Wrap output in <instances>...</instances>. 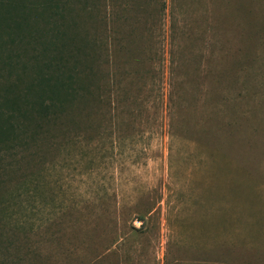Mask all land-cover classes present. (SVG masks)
<instances>
[{"label":"rangeland","instance_id":"1","mask_svg":"<svg viewBox=\"0 0 264 264\" xmlns=\"http://www.w3.org/2000/svg\"><path fill=\"white\" fill-rule=\"evenodd\" d=\"M102 14L101 101L0 151V264H264V0Z\"/></svg>","mask_w":264,"mask_h":264},{"label":"trees","instance_id":"2","mask_svg":"<svg viewBox=\"0 0 264 264\" xmlns=\"http://www.w3.org/2000/svg\"><path fill=\"white\" fill-rule=\"evenodd\" d=\"M75 1L0 0V151L37 139L49 124L73 122L80 103L101 101L106 41L92 25L103 21L104 0ZM15 42L23 54L8 49L4 56Z\"/></svg>","mask_w":264,"mask_h":264}]
</instances>
